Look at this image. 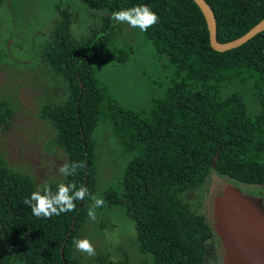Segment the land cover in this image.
Returning <instances> with one entry per match:
<instances>
[{"label": "trees", "instance_id": "1", "mask_svg": "<svg viewBox=\"0 0 264 264\" xmlns=\"http://www.w3.org/2000/svg\"><path fill=\"white\" fill-rule=\"evenodd\" d=\"M80 1L103 10L106 19L114 11L148 5L159 19L143 33L180 79L164 97L153 99L147 114L112 101L95 78L93 63L114 30L103 25L73 38L69 13L60 12L43 55L66 94L60 102L43 103L39 116L54 127L52 142L64 150L66 163L83 161L86 166L45 184L56 192L61 182L75 183L77 189L86 186L89 195L74 201L75 211L36 217L23 201L45 184L36 186L0 154V264H89L73 250L91 220L92 196L104 200L97 209L119 208L132 221L134 243L150 258L138 264H223L222 242L206 207L197 209L202 198L188 195L205 186L207 199L214 176L264 185V30L238 47L217 51L195 0ZM206 2L215 15L219 42L239 37L264 17V0ZM108 53L128 58L124 50ZM11 116V102L0 98V128ZM102 117L124 151L135 155L118 185L99 192L92 134ZM95 264L122 263L98 252Z\"/></svg>", "mask_w": 264, "mask_h": 264}, {"label": "rangeland", "instance_id": "2", "mask_svg": "<svg viewBox=\"0 0 264 264\" xmlns=\"http://www.w3.org/2000/svg\"><path fill=\"white\" fill-rule=\"evenodd\" d=\"M63 10L69 13L73 38H80L103 25L114 30L113 37L93 63L94 76L112 101L147 114L152 109L153 99L164 97L166 90L180 79L175 67L157 51L143 31L110 17L106 19L108 16L103 10L88 8L80 0H1L0 98L11 102L12 116L0 128V154L7 166L30 175L36 186L62 180L64 175L58 169L67 162L64 150L52 142L54 127L39 116L43 103L60 102L66 94L64 84L53 77L43 55V48L51 41ZM113 49L126 51L128 58L123 61L112 57L108 51ZM92 139L101 192L118 185L122 169L135 152L124 151L105 117L99 120ZM236 183L241 190L264 201V185ZM204 188L188 195L191 200L202 198L197 206L200 211L207 204ZM95 211V221L89 220L79 237L92 242L95 255L89 256L74 245L76 255L89 264H95L98 252L122 264H138L150 259L138 251L133 223L121 209L96 208ZM207 264L221 263L210 260Z\"/></svg>", "mask_w": 264, "mask_h": 264}, {"label": "water", "instance_id": "3", "mask_svg": "<svg viewBox=\"0 0 264 264\" xmlns=\"http://www.w3.org/2000/svg\"><path fill=\"white\" fill-rule=\"evenodd\" d=\"M206 20L213 49L226 51L264 30V17L245 33L227 42L215 38L216 19L206 0H195ZM215 162V159H214ZM210 225L222 242L224 264H264V201L241 190L235 181L214 176L206 204Z\"/></svg>", "mask_w": 264, "mask_h": 264}, {"label": "clouds", "instance_id": "4", "mask_svg": "<svg viewBox=\"0 0 264 264\" xmlns=\"http://www.w3.org/2000/svg\"><path fill=\"white\" fill-rule=\"evenodd\" d=\"M158 15L150 9L148 5H138L128 9H122L112 12L110 20L118 23H127L133 28H139L141 31H147L150 26L158 22ZM86 165L83 161L73 162L71 164H63L58 171L64 176H71L78 169L84 168ZM86 195H89L86 186L81 185L78 189L75 183H59L57 191L53 192L47 184L42 188H38L32 192L30 198H26L23 203L30 206L32 214L36 217L50 218L53 215L59 216L61 213L75 211L76 204L74 201L83 200ZM94 201L91 208L88 210V217L95 221L96 208L104 205V200L92 196ZM77 250L87 253L89 256L95 255V248L89 239H79L74 241Z\"/></svg>", "mask_w": 264, "mask_h": 264}]
</instances>
